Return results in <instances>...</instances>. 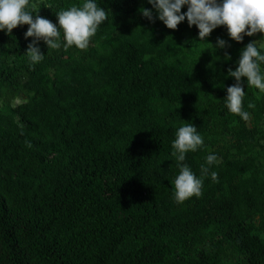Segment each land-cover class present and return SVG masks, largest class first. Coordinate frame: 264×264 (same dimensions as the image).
Wrapping results in <instances>:
<instances>
[{
	"label": "trees",
	"instance_id": "obj_1",
	"mask_svg": "<svg viewBox=\"0 0 264 264\" xmlns=\"http://www.w3.org/2000/svg\"><path fill=\"white\" fill-rule=\"evenodd\" d=\"M96 2L108 17L89 47L41 40L34 66L28 25L0 31V264H264V95L242 78L250 119L225 107L227 71L261 34L237 43L219 26L200 41L187 19L173 30L143 17L147 0ZM82 3L28 8L57 23ZM185 123L204 145L184 163L199 176L208 154L219 162L176 204Z\"/></svg>",
	"mask_w": 264,
	"mask_h": 264
},
{
	"label": "clouds",
	"instance_id": "obj_2",
	"mask_svg": "<svg viewBox=\"0 0 264 264\" xmlns=\"http://www.w3.org/2000/svg\"><path fill=\"white\" fill-rule=\"evenodd\" d=\"M147 3L151 5V9L141 8L143 17L153 21L155 10V19L173 30L187 19L189 27L194 25L198 29L200 41H205L219 26H225L230 40L237 43L242 42L245 36L261 34L260 39L248 42L241 49L239 59L235 62V70L229 68L227 71V77L234 78L235 83L226 88L225 107L230 114L248 121L250 113L243 110L245 91L241 86L242 78H245L247 86L258 90V95H264V0H147ZM28 5L29 0H0V31L11 35L18 25H28L25 39H34L28 44L26 54L33 66L40 63L45 56L38 47L41 40L48 50L61 47L85 50L108 17L106 9L99 6L96 0H83L82 6L59 11L56 14L57 23L39 15L33 18V12ZM185 6L187 10L182 12L181 9ZM35 7L36 5H32V8ZM226 46L229 45L225 40L217 39L216 49H224ZM225 60H231L227 53ZM247 107L253 109L255 105L249 102ZM203 145L204 138L192 123H185L177 128L171 145V155L179 169V174L172 182L176 204H183L194 196L199 197L204 179L209 174L212 181L217 180V173L210 171L219 162L215 153L205 157L199 176L184 163L187 153L196 152Z\"/></svg>",
	"mask_w": 264,
	"mask_h": 264
},
{
	"label": "rangeland",
	"instance_id": "obj_3",
	"mask_svg": "<svg viewBox=\"0 0 264 264\" xmlns=\"http://www.w3.org/2000/svg\"><path fill=\"white\" fill-rule=\"evenodd\" d=\"M37 2H40V0H36ZM18 102V101H17ZM260 238L264 240V232L260 233Z\"/></svg>",
	"mask_w": 264,
	"mask_h": 264
}]
</instances>
